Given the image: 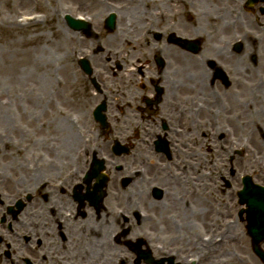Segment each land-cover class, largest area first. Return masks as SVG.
Wrapping results in <instances>:
<instances>
[{
    "label": "flooded vegetation",
    "instance_id": "flooded-vegetation-1",
    "mask_svg": "<svg viewBox=\"0 0 264 264\" xmlns=\"http://www.w3.org/2000/svg\"><path fill=\"white\" fill-rule=\"evenodd\" d=\"M204 1L209 4L199 5L200 0H187L189 13L183 14L182 18L184 23H186L185 17L193 22L192 25L187 26L188 29L185 30L183 25L178 23L181 14L176 13L174 17L172 14L168 15L174 20L173 30L160 27L158 31H155L160 32V35H155V32L151 33L154 34L155 43L149 38L147 32L146 35L142 36L141 33V36L134 38L141 45L138 54L143 57V59H136V63L131 62L130 65L124 66L118 59L122 57L121 53L113 54L109 51L110 58L107 61L110 62V86L103 83V75L98 72L97 68L95 71L92 66L97 84L93 83L92 79L81 69L78 61L79 69L83 76H86V82L91 85L96 94L102 95L91 106V113L98 106H103L102 112L107 116L110 128L106 137L103 136V131V134L100 130L97 131L103 136L102 143L97 142L96 146L92 141H81L78 148V144L76 145L74 154L77 153V155H73L71 161L67 160L60 164L57 170L54 169L55 172L50 171L45 174L46 183L42 188L45 192V203L47 205L50 200L53 202L50 204L52 207L46 206L44 211L49 209L50 216L52 217V214L58 216L57 221L60 218L61 222L41 219L42 228L52 230L54 233V227L60 224L63 227L62 218L67 212L74 221L81 219V222H84L87 219L99 223L101 213L110 212L109 208L115 204L114 199L111 200V198L117 195L116 197L121 199L119 202L134 204L138 212L134 211L133 216L139 224L142 218L146 219L142 222L148 226L154 225L157 221L167 224V228L163 227L164 232L159 230L157 240L170 245L176 244L181 238H185L186 233L190 232L194 220L191 221V214L189 215L188 211L180 213L177 203H183L186 210L191 207L188 203L187 185L184 187L179 179L181 171L183 172L182 178H186L189 165L194 160L197 131H194V141L190 136L191 129H196V117L208 124L205 127L206 130L212 129L208 119L222 114V110L212 108V100L222 101L229 89H232L231 94L236 96L239 91L237 89L243 82V76L240 75L243 73V62L239 58L245 50L244 45L241 50L236 46L237 42H243L244 39L242 35L243 15L241 14L245 12V0H230L229 7L225 3H213L216 0ZM179 2L177 7H174L176 6L174 0H171L168 3L170 6L168 10L172 13V10L179 8ZM206 6L210 10H202ZM191 8L194 9V15ZM232 10L236 12L238 10V13H232ZM93 36L97 38L94 33H91L89 38ZM176 37L198 42V52L193 53L181 47L175 42ZM260 37H264V2L255 4V44L246 45L250 54H253L251 50L255 49V58L252 56L255 60V74L257 75L255 80L260 75V64L264 66L258 56L260 50H257ZM148 38L150 45H144V41L146 42ZM79 44L81 45V41ZM79 48L80 46H78V52L83 50ZM142 48L145 49L146 54ZM260 49L262 50L261 47ZM99 51L103 52V49L100 47L97 52ZM181 52L192 56L195 62L198 59L199 68L182 70L179 67L181 62L178 60ZM262 54L264 55V50ZM83 56L78 55L80 59ZM93 58L92 54L91 59ZM134 66L137 70L131 74L130 69ZM195 70H197L196 74L200 81L198 88L195 87L193 76ZM198 99L207 100L208 106L207 101H203L196 107ZM114 114L124 117L123 127L117 125L113 127L112 121L115 119L110 116L116 119L118 116ZM198 133L202 134V131ZM114 148L129 152L116 155ZM85 149L86 152H84ZM99 158L105 160L103 173L108 180L103 206L96 208L91 206L87 200H78V197L93 193L98 186L97 160ZM86 177H89L87 181H85ZM185 182L187 183L188 180ZM128 192L135 194L134 198L131 200L129 198V202L127 201ZM160 216L162 220L159 219ZM124 221L129 222L128 218H124ZM180 221L183 222V232H179ZM145 223L142 225H146ZM194 226L195 224L193 228ZM73 227L75 228V225ZM190 233V240L186 239L183 244L194 241L195 234ZM46 238L47 241L39 239L38 245L51 246L49 249L51 252L55 238L47 234ZM44 259H47V255Z\"/></svg>",
    "mask_w": 264,
    "mask_h": 264
},
{
    "label": "rangeland",
    "instance_id": "rangeland-1",
    "mask_svg": "<svg viewBox=\"0 0 264 264\" xmlns=\"http://www.w3.org/2000/svg\"><path fill=\"white\" fill-rule=\"evenodd\" d=\"M0 0V4H1ZM17 0H13L15 2L17 7H21V9H24V7L18 3H16ZM36 1L39 6L40 12L35 14V17H38L40 19V24L37 26H31L30 30L33 32L39 29V32L45 33L47 36L51 37L52 32L48 29V26L44 24V15L46 12H52L53 9H61L63 8L64 11L67 13H70L72 16L77 13H83V15L92 17L94 20L90 21L92 23V29L94 33L96 34V37L89 38L87 35L82 34L80 32H74L71 29H69L65 18L62 14H57L53 20V26L54 29L59 26L65 27L66 30H68L70 33H77L78 40L80 38L81 45L76 43V41L70 42L69 40H61V36L59 38V51L54 49L53 47L50 48L49 45L43 44V41L40 40L38 44L32 45V61L27 63L30 64L31 68L29 69V80L28 84H21L19 82L15 83L13 80L11 73V68L9 70H6L3 66L0 69V85H4V87H8L9 93L11 95V98L4 99L5 103H10L12 100V97L15 98V102L20 104V109L22 110V105H24L27 110L25 111V115H21V113L18 114L17 111H14V113H10L11 117L13 119L10 120V123L8 125L0 122V173H3V175L11 180L13 182H18L21 180L20 177L24 175L22 172L26 167L28 170L32 171L34 169H38V167L46 168L47 164L51 161L56 160L57 158H63V153L65 151H62V145H65L68 140V134L69 132L75 131V134L78 135L79 143L77 145V148L80 146L81 141H86L90 139L94 144L97 142L102 143L103 142V136L102 131L100 130L99 126L92 120L91 117V106L100 99L102 95H98L95 93V91L91 88V85L87 83L86 76H83V73L79 69L78 61L79 57L75 54L72 56V58L68 61L69 64L67 65V68L65 71L62 72L61 70V62L58 61L60 53L62 54L64 49L65 50H73L77 51L78 46H80L79 49H83L88 51V55H86V58L89 59L91 65L94 67V70L96 71V68L98 69V72L103 75V83H105L106 86H110V74H109V63L107 61L110 56H108L109 51H112L113 54L115 53H121V58H118L119 61L122 62L124 66L130 65L131 62L136 63V59H143L142 55L139 53V45L138 41L136 39H130L129 44H126V37L125 33L120 32L122 27H118V29L115 32L106 31L104 20L106 16L102 14V17L98 16L100 15V12H98L96 7H93L91 5H88L84 2L83 5H79L80 0H76L75 2H70L68 0H32ZM88 1V0H87ZM160 1V0H159ZM194 1V0H190ZM246 1V0H245ZM30 0L28 1V5L30 4ZM81 2V1H80ZM207 5L209 4L206 2ZM213 3H225L227 7L230 6V0H216ZM60 4V5H59ZM126 5V4H125ZM62 6V8H61ZM3 9V7H0ZM105 8V7H103ZM188 10V6H182L181 8H177L175 10H172L173 12L168 15L174 17L176 13L183 12ZM192 13L194 15V9L191 8ZM202 10H210L208 6L204 7ZM230 10V9H228ZM126 11V9H125ZM105 12V9H104ZM10 11H7L6 14H9ZM232 13H238L232 10ZM255 13V11H254ZM246 14L244 12L242 23H243V44L245 46V50L243 51L242 57L239 59L243 62V73L240 74L243 76V83H241V90H239L236 93V99L239 100L240 108H232L231 113L241 115L240 119L242 120L241 123H231L228 121V118L223 116H216L214 118L213 116L210 117L208 120L211 121V126H227L229 129L228 132L224 133H215L209 134L208 138L205 139V143L208 144L205 146H202L203 139H200L197 143L198 146L196 147V153L205 154L206 156V162L202 166V171L206 174V181L203 192V202L202 205L208 210L207 218L203 221H197L195 218H193L192 213L195 211L192 210V202L194 200V189H191L192 186H194V174L193 172H190V179L188 181V184H190V189L188 188L189 198L188 203H190L191 207L187 210L183 207L184 204L177 203L180 208V213H189L191 214V221H195V226L190 230L192 232V235L195 234L197 237H202L205 234H208L211 230V223L212 221H217L216 218L218 217V214L215 212V208L217 207L216 202H222L225 203L224 206L227 207L223 215L219 216V221L222 223L221 226L225 227V225L229 222L232 223L236 220V224L231 225L228 228L229 236L225 240V243L221 247H217V251L213 248L212 254L208 255L210 256L207 258V256L204 257L203 262L201 264H262L257 257L254 255L251 247V242L249 236L246 234L245 225L246 223H243L238 219V214L240 212V206L237 205L235 202H231L232 200H236V194L239 190L242 189V178L245 176H251L254 183H264V161L261 165L258 166L256 164L255 160V167L253 165L250 166L247 165L248 158L246 159V152L242 149H232L228 153L226 152V148L228 147L229 143H231L232 139H236V142L239 145L243 144L244 140H249L248 136H251L252 134L254 136L255 145H258V147L263 148L264 145V133L260 132L258 130V127L255 128V131L252 132L249 128L245 126L247 121L250 120H258L261 123H264V111H261V109L257 108L254 115L253 113H247L246 109L244 107L243 102L250 101L254 99L255 93L252 92V89H249V86L253 83L255 84V77L257 76L255 74V60H253L252 56H255L254 53L250 54L249 49L247 50V46H249L248 43L255 44V28L249 29L251 27H255V20L253 17H255V14ZM183 14H186L183 13ZM75 15V17H76ZM105 16V17H104ZM123 17V16H122ZM247 17H250V24L249 22L245 21ZM126 16L123 17L125 21ZM185 21L188 25H192L193 22L188 20V17H185ZM45 26V27H44ZM34 32V33H36ZM247 33H251V36H248ZM160 32H155V35H160ZM31 35V31H28V36ZM19 38H23V35L20 34L18 36ZM153 43H155V37L154 34H151L149 37ZM264 37H260L259 39V49L258 56L260 58V61L264 64V55L262 54V50H264ZM58 38H55L53 40H57ZM82 41L84 43L82 44ZM2 45V42L0 41V47ZM72 45V46H71ZM247 45V46H246ZM209 47H212L211 45H208ZM72 47V48H70ZM103 49V52L99 51V48ZM143 47V46H142ZM262 48V50L260 49ZM29 48L25 47L23 50L24 52ZM43 48V49H42ZM45 49V50H44ZM144 51V54H146L145 49L142 48ZM248 51V52H247ZM78 52V51H77ZM97 52V53H96ZM44 53V54H43ZM75 53V52H74ZM96 53V54H95ZM43 54V55H42ZM93 54L94 58L91 59V55ZM53 59V65L49 67L47 70H42L41 72H36L34 75L33 72V65L32 63H38V62H44V65L48 63V61ZM83 58H85L83 56ZM199 65V60L196 61ZM67 64V62L65 63ZM261 69H259V73L261 74L260 77L264 78V66L262 63L259 66ZM252 71V72H251ZM52 72V74H51ZM48 75L52 76V81L49 83L46 81L48 79ZM37 76V78H36ZM39 78L42 80H39ZM44 78V79H43ZM35 82H37L35 84ZM43 84L42 89L40 90V84ZM102 83V84H103ZM49 84V85H47ZM88 84V85H87ZM54 85V86H53ZM244 85L248 86L247 88H244ZM8 91H6V96ZM31 95H37L41 99L39 100V103L36 105H33V107L29 108L28 105L23 102L21 104L22 97L24 95L29 96ZM264 93H262L261 96H263ZM111 95V94H110ZM5 96V97H6ZM229 97V96H227ZM227 97H224L223 99H226ZM242 103V104H241ZM242 106V108H241ZM255 111V110H254ZM118 115V114H114ZM112 119H115L112 121L113 127L114 125L118 127H123L124 117H121L120 115L117 116V119L114 116H110ZM119 118V119H118ZM119 120V121H118ZM215 120V121H214ZM244 124V126H243ZM72 125V126H71ZM15 128H17L15 130ZM97 129V130H96ZM100 130V132L97 133V131ZM195 129H191V139L195 141L194 132ZM119 135L118 133H115ZM225 135L224 138H222V135ZM198 138V136H196ZM97 139V140H96ZM197 140V139H196ZM253 140V139H251ZM4 141V144L2 143ZM222 144L224 146L225 150H219L217 151L216 148ZM7 146V147H4ZM97 146V144H96ZM16 147L21 152V155L19 158H17L16 153H9V151ZM8 152L5 153L4 152ZM61 151L63 153H61ZM61 153V154H60ZM75 153V151H73ZM12 157H8V155ZM72 154V153H71ZM72 156L70 157V161L72 160ZM18 160V161H16ZM264 160V159H263ZM57 161V160H56ZM69 161V162H70ZM243 161V164L241 163ZM17 162V163H16ZM208 162V163H207ZM245 162V163H244ZM212 163H214V169L212 168ZM18 166V170L16 173L13 172L14 167L16 168ZM22 169V170H21ZM235 170V171H234ZM27 171V169H26ZM28 172V171H27ZM235 172V174H233ZM256 175V176H255ZM43 179L45 175H42ZM9 179V180H10ZM225 180V181H224ZM43 181V180H42ZM3 181L0 180V218L2 216L5 217L6 224L1 225L0 223V231L3 232L6 236L9 237V243L7 245L2 246L3 249L0 250V257L4 262H7V264H40L37 262L35 258H32V256L29 254L31 253L32 247L34 244H37L36 242L33 243V240L30 238L32 234H28L22 230V228L17 226L18 228V234L15 235V229H14V220L11 215L8 214V210L11 207H16V204L19 200H23L26 203V197L27 195L31 196L30 200H27L28 203L26 207L21 211V214L17 217L19 220L22 219L25 224H30L31 221V215H35V217L38 219L37 222L41 224L40 216L42 214L45 201V193H43V196L37 197L35 204L31 207L29 206L33 199L34 195H32L30 192H24V190L21 188H18L17 186V192L8 190V187L3 186L1 183ZM12 182V183H13ZM229 183V187L226 183ZM43 183V182H42ZM28 189V188H27ZM32 190V189H30ZM47 193V192H46ZM213 194V196H211ZM214 196H219L220 198H215ZM29 199V198H27ZM138 199V198H137ZM138 202V200H137ZM136 203V202H135ZM105 204V203H104ZM126 202H117L114 205H112L111 209L112 212L110 217H113L112 215H117V208H127ZM133 205V204H132ZM105 206H107L105 204ZM188 206V205H187ZM134 207V205H133ZM16 210V208H14ZM116 210V211H115ZM185 211V212H184ZM102 214V213H101ZM105 214V213H103ZM106 215V214H105ZM104 215V216H105ZM107 216V215H106ZM126 216H131V214L128 212L126 213ZM243 219H245V215L243 216ZM70 221V220H69ZM120 221L122 224H124V219L120 218ZM22 222V221H21ZM134 221L132 223V229L128 227H122L117 228L115 230H108L105 232L103 236L107 237L110 240L111 246L115 247L119 250H121V253H119L118 250H114V254H122L124 257L128 258L130 261V264H145L143 260L138 261V255L135 252V247L139 245V248L143 252H149L152 254L153 258L156 260L160 259V253L157 252V248H161L165 246V248H177L178 250L181 249V253H185V245H182L185 243L186 239L191 238V233L188 232L185 234V238H181V240L176 244H168L167 242H164L162 240H157V236H154L151 234V231L149 232L147 228L142 227V225H137ZM179 222L180 229L179 232H183V222ZM10 225L12 227L10 228ZM75 225V229L77 232H82V228L86 225V222L82 224L81 219H78V221H75L73 223ZM216 224V223H215ZM91 226H97V223L94 221H90ZM128 225V224H127ZM219 226L218 228H220ZM191 227V226H189ZM28 228V227H27ZM29 231V229H27ZM114 229V228H113ZM135 229H138L140 232V237L135 236ZM128 231L125 235H123L124 231ZM33 228L31 227V232L33 233ZM114 231V232H113ZM51 232V231H49ZM142 232L144 235H146L149 239L148 241H145L142 236ZM114 233V234H113ZM239 235L236 240L234 241V237L236 235ZM12 240L10 241V239ZM26 238V239H25ZM97 242V240H96ZM127 242L133 243L135 246H127ZM142 242V243H141ZM144 242L150 243L148 246L144 245ZM165 243L161 245H156V243ZM181 242V243H180ZM57 243V249H58V257L59 260L62 262V264H65L68 262V252L67 249H64V240H62L59 236L56 240ZM188 246L190 243H186ZM12 247L14 250H12ZM19 248H25L27 253H23L22 251V257L21 253L19 252ZM205 248V255L207 252V246ZM209 248V246H208ZM264 248V245H263ZM191 251H196L198 248L194 247V245L191 246ZM40 251V250H39ZM162 251V250H161ZM190 253H193L191 252ZM47 252V250H46ZM189 253V252H188ZM64 254V255H63ZM63 256V257H62ZM67 257V259H65ZM64 259V260H63ZM30 263H29V262ZM3 262V263H4ZM0 264L1 261H0ZM44 264H52V261L47 259Z\"/></svg>",
    "mask_w": 264,
    "mask_h": 264
},
{
    "label": "bare ground",
    "instance_id": "bare-ground-1",
    "mask_svg": "<svg viewBox=\"0 0 264 264\" xmlns=\"http://www.w3.org/2000/svg\"><path fill=\"white\" fill-rule=\"evenodd\" d=\"M28 1L29 0H17L16 1V3L19 2V4H21L23 7L25 5L24 9H21V7H17L15 2H13V0H2L0 4V7H3V9L0 8V41L2 42V45L0 47V69L3 66L5 67L6 70H9V68H11L10 75H12L15 83L19 82L25 85L28 84L29 75H30L28 71L31 68H27V67H30L31 63L30 64H27V63L32 61V50H31L32 45H36L38 44L40 40H42L43 44L49 45L50 48L53 47L54 49L59 51L60 36L62 38L61 40L63 41L64 40H69L70 42L76 41V43L77 41L78 43L80 41V38L78 40V35L74 33H70L63 26H59L57 27V29L56 28L54 29L53 20L55 16L57 14L65 15L66 13V11H64L62 6H61L62 8L61 11L59 9H53L52 12H46L44 15V24L48 26V29L50 31H53L51 37L47 36L45 33L39 32V29L37 30V32L34 31L36 33L30 30L31 26L39 25L41 20L38 19V17H34L36 13L40 12L39 6L37 5L38 3L36 1L30 0L31 2L29 6L26 7L28 5ZM68 1L75 2L76 0H68ZM80 1H79V5H83L85 2L88 5L96 7L98 12H100V15H98L100 17H102V14L106 15L109 12H116V14L118 15L121 14L122 16H126L125 22L121 20L120 15H119L120 19L118 18V22H119L118 26L122 27L120 32L125 33L126 44L129 43L130 39L141 36V33L143 36V35H146V32H147L148 33L147 35L150 36L152 32L158 31L160 27H162L165 30H173L172 22L174 20H172L168 16L169 11H167L170 8V6L162 2V0H161V3L159 0H130L126 4L125 8L118 7V3L116 2L117 0H88V1L80 0ZM178 2L179 0H176V1L174 0V5H176L174 7H177ZM206 2L207 1L200 0L199 5L201 4L204 5L206 4ZM180 3L182 5H186V8H187L188 6L187 0H180ZM114 5H116L117 7H115ZM182 5L178 7L181 8ZM104 9H105V12H104ZM7 11H10V13L6 14ZM185 12L186 14L189 13L188 10L187 11L184 10L182 13L179 12L181 16L179 18L178 23L180 22L183 25V28L186 30L188 29L187 27L188 24L184 23L183 18H182L183 13ZM28 31H31L30 36H28ZM223 31L226 32L227 30H223ZM20 34L23 35V38L18 37L20 36ZM55 38H58V39L53 40ZM144 45H150L149 38L146 39V42L144 41ZM28 46L29 48L24 52L23 49ZM74 52L73 50L68 51L64 49L63 53L62 54L60 53L58 61L61 62L62 72L66 70L67 65L69 64L68 61L72 58L74 54L77 56L79 53V55L82 56L87 53L86 50H79L78 53L77 51H74ZM251 52L255 53V49L251 50ZM50 58H51V55H50ZM52 60L53 59L51 58V60L48 61V63H46L45 65H44V62L42 61L38 63H32V65L34 64L33 74L35 75L36 72H41L42 70L49 69V67L53 65ZM178 60L181 62L179 64V67L182 70L187 69V68L196 69V68H199L200 66L197 62H195V60H193L192 56L184 54L182 52L179 54ZM66 62L67 64H65ZM136 70L137 69L135 66L131 68L130 69L131 74L134 73ZM196 71L197 70L194 71L193 76H194V81H195V87L198 88L200 81L198 79L199 76L196 74ZM187 73H188V70H187ZM47 77L48 79L46 81L51 83L52 76L48 75ZM39 80L41 79L39 78ZM36 83L37 82H35V84ZM39 86L41 90L43 87V84H40ZM244 88L248 89V86L244 85ZM241 89L242 88L239 87L238 90H241ZM249 89H252V92L255 93V96L253 100L243 102L246 112L253 113L252 115H254L257 108L261 109V111H264V94L263 96H261L262 93H264V86H255V84L253 83L252 85L249 86ZM6 91H8L7 96H6ZM231 91L232 90H229L227 92L229 97H227L226 99H223L222 101H218V102H216L215 100H212L211 105L213 109L220 110V111L223 110V112L225 111L226 112L225 117L228 118V121L229 122L232 121L231 123L237 122V125H238V123L242 122V120L240 119L241 115H237L236 113L232 114L230 111H232V108H240V105H238L239 100L236 99L235 96L230 95ZM8 98L9 99L11 98L8 87L5 88L4 85H0V122L6 125L10 123V120L13 121L10 113H14V111H17V112L19 111L18 114L21 113V115L23 116V114L27 110V108L24 105H22L21 107L22 110H21L20 104L15 102L14 97H12V100H10L11 101L10 103H5L4 99H8ZM40 99L41 97L39 98L37 95H32V94L31 95L29 94V96L24 95V97H22L23 101H21V104L25 102L28 105V107L31 108L33 107V105H36L37 103H39ZM203 101L204 100L198 99L196 102V107L198 103L200 102L203 103ZM206 104L208 106V101L206 102ZM206 125L208 126L207 123L205 122L203 123L201 119L196 117V120H195L196 129L195 130L197 131L196 135L198 136V140L205 138L208 132L212 134L213 132L222 133L226 131L225 129H220V128L217 130H213V129L206 130L205 128ZM245 126L249 128L252 132H254L255 128L258 127V130L264 133V123H261L258 120L252 119L250 121H247ZM16 129L17 128H15V130ZM199 131H202V134H199L198 133ZM247 136L249 140H244L242 145H237L236 139H232L231 143H229L228 147L226 148V152L228 153L234 148L241 147V149H243L246 152V159L248 158L247 165L250 164V166L253 165L255 167V160H256V164H258L259 166L264 161L263 160L264 159V147L259 148L258 145H255V140H254L255 135L252 134L251 136L249 135ZM78 139H79L78 135L75 134V131L71 130V132H69L68 134L67 143L65 145H62V148H63L62 151H65L64 153L61 151V153H63V158L61 157L59 159L57 158L56 159L57 161L56 160L51 161L50 163H48L46 168L42 167L40 169H34L30 171L26 167L22 171L24 175L20 177L21 180L18 182H13V180H11L10 178L9 180L6 177V175L4 176L3 173H0V180L4 182V183L1 182L3 183L2 185L8 187V190H12L15 192L18 191L17 190V186H18V188H21V190L23 189L24 192H35L36 191V193H42L43 187H41V184L44 181L42 175H45L49 173L50 171L52 173L55 172L54 169L57 170L58 169L57 167L60 166V163L61 164L65 163L67 160L70 159L71 155H77V153L74 154L73 151H76V145L79 143ZM2 143L4 144V141ZM262 145H264V143ZM4 147H7V146H4ZM219 147H220V150H225L224 146H222L221 143L216 148L217 151L219 150ZM4 153L6 155V153L8 152L5 151ZM9 153H13V154L16 153L17 158H19L21 155V152L16 147H13L9 151ZM194 156L195 158L193 162L191 163V165H189V171L187 172L188 173L187 176H189V172H193L195 176L194 186L191 187V189H194V194H195L194 200L192 202V210L195 212L192 213V216L194 220L195 218H197L196 219L197 221H203L207 218V215H208V210L202 205V202H203L202 190H204L205 181L207 177L206 174L202 171V166L206 162L205 160L206 156L205 154H201V153H195ZM8 157L10 158L12 156H10L9 154ZM58 161H60V163H58ZM241 163L243 164V161H241ZM214 166H215L214 163H212L213 169H214ZM26 169L28 172L26 171ZM17 170H18V166H16V168L14 167L13 172L16 173ZM187 176L183 180L181 178L179 179L181 181V184L184 185V187L185 185H187V189L188 188L190 189V184H188V182L187 183L185 182L186 180L189 181L190 179V176L189 178ZM30 189L32 190L30 191ZM116 196L114 195L111 198V200L114 199L115 203L121 201V199H118ZM134 196L135 194L133 192L131 193L128 192L127 201L129 202V198L131 200V198H134ZM211 196H213V194H211ZM214 197L217 199L220 198L219 196H214ZM49 202L50 203H48L46 206L51 208L52 205L50 204H52L53 201L50 200ZM216 205L217 207L215 208V212H219V214L220 212L221 213L225 212V210L227 209V207L224 206L225 204L222 202H216ZM152 207L153 206L151 204V208ZM55 208H57V206ZM127 208L129 211H132L134 209L132 204H127ZM43 214L44 215L41 214L40 216L41 218H39L40 220L42 219V220L50 221V219H52L53 221H57L58 216H55L52 214V217H51L49 214V209L46 211H43ZM106 215L105 216L102 215L100 217L99 223H97V226H94V227L89 225L90 224L89 221L88 222L85 221L86 225L82 228L81 233L76 231V229L73 227L74 224L70 222L66 217L62 218L64 220L62 224L63 227L60 224L58 228H56V232H57V235L62 234L63 236L64 234V238H62V240H64L63 247L64 249H67L66 251L68 252V258H69L68 262H66L65 264H130V261L128 260V258L124 257V255L122 256V254H118V255L114 254L115 253L114 250H118L119 253H121V250L117 249L116 246L115 247L111 246L110 240L107 237L103 236L104 234H106L105 232H107L108 230H115L118 227L122 228L124 226L120 222L119 215H112L113 217L109 218L111 213L107 211H106ZM180 215L183 216L182 214ZM30 217H31L30 224H25L22 219L18 220L17 226L19 227V229L21 227L22 230H24V232L28 234H32V236H34L35 238H40V239L47 241V238H46L47 232L41 230L40 226L37 224L38 219L35 217V215L30 214ZM159 219L162 220L163 218L160 216ZM141 220L145 221L146 219L143 220L142 218ZM142 221L140 225L145 223ZM194 223L195 221L192 222V225H194ZM128 226L130 227V224H128ZM31 227L34 230L33 233L31 232ZM142 227L147 228L149 232L151 231L152 235L159 236L160 234L159 230H162L164 232L165 230L164 228H167V224L163 221H160V222L157 221L154 223V225L148 226L146 224V225H142ZM26 228L29 229V231L26 230ZM139 232L140 231L138 229H135V236L140 237ZM142 234L144 233L142 232ZM53 235H54L53 233L49 234V236H53ZM11 240L12 238L10 239V241ZM7 243H9V237L0 231V250H2L3 249L2 246L7 245ZM47 247H51V246H47ZM14 248L16 247H13L12 249ZM112 248L114 250H112ZM19 249L22 250L21 248ZM156 253L159 254L160 250H158ZM57 254H58L57 247H55V242H54L52 244V251L49 254L52 264H62V262L59 260V257H58L59 254L58 255ZM65 259H67V257ZM0 261L2 264H7V262H4V260H2L1 257H0Z\"/></svg>",
    "mask_w": 264,
    "mask_h": 264
},
{
    "label": "water",
    "instance_id": "water-1",
    "mask_svg": "<svg viewBox=\"0 0 264 264\" xmlns=\"http://www.w3.org/2000/svg\"><path fill=\"white\" fill-rule=\"evenodd\" d=\"M71 20V19H70ZM71 24L73 26H77L78 28H83L84 30H88L89 27L85 23H76L71 20ZM113 21H111L110 26H112ZM242 198L248 202L249 209V232L252 234L254 238V252L264 260V252L261 250L259 243L264 239V225L258 224V221H261L264 224V189H259L255 187H251L250 184L246 183V188L241 193ZM259 218V220L257 218ZM255 218L258 220L255 226ZM256 239V240H255Z\"/></svg>",
    "mask_w": 264,
    "mask_h": 264
}]
</instances>
